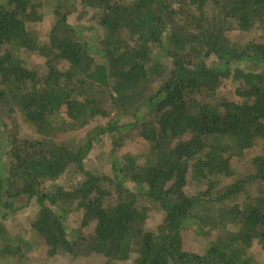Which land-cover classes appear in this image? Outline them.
<instances>
[{"label":"trees","instance_id":"1","mask_svg":"<svg viewBox=\"0 0 264 264\" xmlns=\"http://www.w3.org/2000/svg\"><path fill=\"white\" fill-rule=\"evenodd\" d=\"M56 1L44 36L43 0H0V264L32 247L23 235L1 237L2 222L32 201L47 261L260 264L252 246L264 247V149L251 170L237 173V163L264 142V0H77L105 30L96 43L68 24L62 5L72 0ZM233 32L248 38L231 41ZM225 81L232 100L219 96ZM19 112L29 136L18 134ZM179 130L188 135L169 148ZM78 133V148L61 141ZM133 134L138 147L118 167ZM105 137L111 176L90 157ZM148 154L152 164L139 165ZM72 212L94 224L87 237L66 229ZM188 231L205 240L203 253L186 246Z\"/></svg>","mask_w":264,"mask_h":264},{"label":"rangeland","instance_id":"2","mask_svg":"<svg viewBox=\"0 0 264 264\" xmlns=\"http://www.w3.org/2000/svg\"><path fill=\"white\" fill-rule=\"evenodd\" d=\"M44 5L41 10L42 20H41V31L42 35L47 34L50 28L53 26L56 17L55 11L58 8L59 4L56 0H43ZM67 8L71 10L68 12V24L73 28V30L81 35L84 40H88L89 43H96L100 36L105 33L104 28L98 25V15L95 19H92L90 15L83 16L82 8L80 2L77 0H72L69 3H64L62 5V9ZM90 29V30H89ZM41 35V37H42ZM45 36V35H44ZM231 41L237 42L239 44H243L248 36L243 34L231 33L229 36ZM27 58L30 59V65L37 67L40 72H45L44 59L38 57L36 54H28ZM28 63V65H29ZM40 76V75H39ZM235 92V88L230 84L229 81H225L223 84L219 96L224 97L227 100L234 99L233 93ZM64 117V115H63ZM18 120V134L29 136L33 133V128L31 124L26 122L19 112L17 115ZM181 129V128H179ZM176 136L178 137H170L169 148H171L178 139H184L188 135L187 131H177ZM61 138L63 143H68L73 146V148H78L79 141L82 138V133L78 134H65ZM175 138V139H174ZM138 147L137 139L135 134L131 135V137H127L126 141L123 144V147L118 150L115 154L113 161L115 164L120 167L122 164V154L128 152L130 150H135ZM264 149V142L257 141L252 148L246 150L242 158L238 159V172L237 173H245L252 169L251 167V159L257 155L262 154ZM112 150V141L109 137H105L100 144L95 146L90 153V157L93 160V164L96 169L103 173L104 175L111 176L113 174V161L110 159V151ZM156 156L153 154H148L144 156L142 159L138 161V164L141 166H149L155 160ZM69 172L64 176H61L59 182L69 180ZM249 188V186H247ZM249 191L250 188H249ZM205 205L199 206L201 210ZM208 206V204H206ZM38 216V209L36 204L32 201L29 204V207L22 209L17 212L15 215H11L7 220L2 222V235L1 237H8L9 239H14L17 235H23V238L26 239V243L29 241L32 247L28 252L25 253V256L18 261L16 264H70L69 258L57 254L53 258H50L49 261L46 257V246L43 240H38L36 233L33 230V224L35 223ZM2 221V220H1ZM162 221V215L158 214L150 217L146 221V225L149 227H155L158 223ZM94 224H88L87 226L82 225V217L79 213L72 212L68 214L66 220V229L70 232H75L80 230V234L87 237L91 232H93ZM199 237H203V234L198 232ZM185 243L187 247H190L197 252L203 253L205 250V240L194 241L193 234L191 231L186 232L185 235ZM2 241H0V245L2 247ZM252 255L259 256L260 264H264V247L260 241H255L252 246ZM47 258V259H46ZM258 260V259H257ZM106 261L101 258L96 257H79V260L76 264H106Z\"/></svg>","mask_w":264,"mask_h":264}]
</instances>
